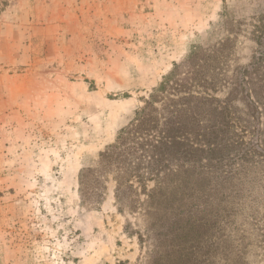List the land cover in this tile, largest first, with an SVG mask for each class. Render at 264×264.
<instances>
[{"label":"rangeland","instance_id":"rangeland-1","mask_svg":"<svg viewBox=\"0 0 264 264\" xmlns=\"http://www.w3.org/2000/svg\"><path fill=\"white\" fill-rule=\"evenodd\" d=\"M194 57L207 85L186 92L212 104L125 135ZM259 82L264 0H12L0 14V264H264L248 227H225L220 192L193 197L195 135L223 130L226 100L233 117L250 113Z\"/></svg>","mask_w":264,"mask_h":264},{"label":"trees","instance_id":"trees-1","mask_svg":"<svg viewBox=\"0 0 264 264\" xmlns=\"http://www.w3.org/2000/svg\"><path fill=\"white\" fill-rule=\"evenodd\" d=\"M11 1L0 0V14L6 11ZM195 57L189 61V64L183 66L187 71L184 73L187 79H180L183 74L180 73L182 66H175L165 83L145 100L144 107L137 114L138 124L135 130L125 132V135L131 134L132 131L148 132L153 129L147 127L153 117L177 115L180 109L192 107L196 103L212 104V99L201 98L190 93L196 87L206 88L207 85L202 83L201 65L193 63V61L196 62ZM259 60H262V57L258 58L257 62ZM171 91L186 94L183 99L186 103L174 105L175 100L169 94ZM249 93L253 96L250 95L251 102L246 107L251 114L245 113L244 116L233 117L231 100H226L221 107L216 106V110L223 115L219 122L223 130H212L206 135H195L193 197L200 200L205 196L211 200L215 198V192H220L225 227L241 225L248 227L242 232L248 233L249 236L255 235L256 248L264 251V84L259 82L257 87ZM166 95L170 97H165L158 109L159 103L156 98L162 99ZM165 126H168V123ZM201 143H203L202 146H199ZM105 157H110V153ZM150 160H156V157L152 156ZM194 205L196 207V200ZM217 214V212L214 213V215ZM232 232L229 230L226 235L228 241H234ZM245 239L247 236L242 238V240Z\"/></svg>","mask_w":264,"mask_h":264}]
</instances>
